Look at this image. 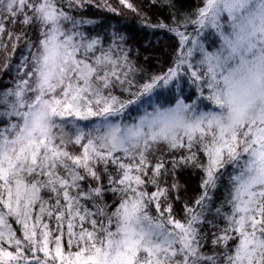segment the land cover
Segmentation results:
<instances>
[{
  "label": "snow or ice",
  "instance_id": "1",
  "mask_svg": "<svg viewBox=\"0 0 264 264\" xmlns=\"http://www.w3.org/2000/svg\"><path fill=\"white\" fill-rule=\"evenodd\" d=\"M0 264H264V0H0Z\"/></svg>",
  "mask_w": 264,
  "mask_h": 264
},
{
  "label": "trees",
  "instance_id": "2",
  "mask_svg": "<svg viewBox=\"0 0 264 264\" xmlns=\"http://www.w3.org/2000/svg\"><path fill=\"white\" fill-rule=\"evenodd\" d=\"M194 0H184V3L191 4ZM155 11L153 10L152 15H155ZM128 19L124 22V28L126 31L130 32L134 40L137 44H143L145 42H151V46L157 50V53L160 57L162 63L167 62V55L166 53L171 51V48L176 46V38L173 35H170L166 32H150L146 29H143L138 26V21L132 17V14L129 12L127 13ZM118 18L107 15L106 22L112 21L115 22ZM171 46V47H170ZM184 92L187 94H191L192 89L189 87L184 88ZM180 92L179 90H173L172 92H164L160 100L158 101L160 104L164 106H172L177 98H179ZM139 114H142V110ZM229 172H233L231 166L228 169ZM191 185L195 188V178L192 179Z\"/></svg>",
  "mask_w": 264,
  "mask_h": 264
}]
</instances>
